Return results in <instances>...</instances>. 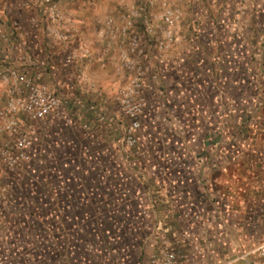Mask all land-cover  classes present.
<instances>
[{
    "label": "crops",
    "instance_id": "crops-1",
    "mask_svg": "<svg viewBox=\"0 0 264 264\" xmlns=\"http://www.w3.org/2000/svg\"><path fill=\"white\" fill-rule=\"evenodd\" d=\"M53 1L61 24L43 0H0V69L46 85L74 121L32 124L31 168L2 173L0 258L161 264L171 250L180 264H264V0H186L175 47L145 43L134 149L114 98L129 76L121 29L143 18L127 0ZM12 85L0 81V109Z\"/></svg>",
    "mask_w": 264,
    "mask_h": 264
},
{
    "label": "built area",
    "instance_id": "built-area-1",
    "mask_svg": "<svg viewBox=\"0 0 264 264\" xmlns=\"http://www.w3.org/2000/svg\"><path fill=\"white\" fill-rule=\"evenodd\" d=\"M43 4L46 6L48 19L61 24L62 18L56 2L43 0ZM130 12L132 17L143 18L144 22L142 33H128L134 23L126 17L125 25L121 29V34L125 37L123 42L125 47L119 55L120 65L129 76L125 85L115 96L114 105L121 119L126 121L121 143L127 149H134L138 144V133L143 125V118L149 108L144 95L147 69L142 58L145 55V43L154 44L161 54H166L175 47L178 43L176 20L179 13L165 7L159 16H154L153 20L135 3L130 6ZM9 79L13 81V85L7 89L5 104L0 109V165L4 173L11 174L30 167L34 161L35 130L32 124L41 123L52 116L60 119L66 127H72L74 121L71 116L64 113L62 100L46 85L33 79L21 78L15 70L0 69V81L8 82ZM152 79L158 80L156 75H152ZM92 108L91 106L90 109ZM99 121L112 123L113 118L100 115ZM25 122L28 123L26 127ZM81 128L85 130L87 126L82 125ZM0 190L7 193L10 187L6 184ZM40 198V205L45 204L42 197ZM75 241L80 242L78 239ZM255 252L264 259V242ZM181 258L182 256L177 252L168 250L164 251L157 261L161 264H180ZM6 261L0 258V264H7Z\"/></svg>",
    "mask_w": 264,
    "mask_h": 264
},
{
    "label": "rangeland",
    "instance_id": "rangeland-1",
    "mask_svg": "<svg viewBox=\"0 0 264 264\" xmlns=\"http://www.w3.org/2000/svg\"><path fill=\"white\" fill-rule=\"evenodd\" d=\"M127 1H131L130 5H133V3H135L138 7L142 8L145 11V14L150 19H153V20H154V16H157V15L159 16L165 7H169V8H172V9L178 11L179 16L176 20V27H177L179 21L181 20L182 15H183L184 10H182V9H184L185 6L188 5V4H186V2H187L186 0H163V1H161V0H127ZM149 2H151V4ZM189 5L191 6V1H190ZM123 6H124V4H123ZM154 24H156V23H154ZM136 28L140 29V30H137L138 33H142L141 26H139L137 24ZM2 173H4V170L2 169V167L0 165V179H1ZM6 184H7V182L4 184H0V186L2 187L3 185H6ZM9 193H10V190H8L7 193H4L0 190V206H2L3 197H5V195L7 197V194H9ZM18 195H19L18 193H14V200L17 199L15 197H18ZM34 211H35V209H32V208L27 209L26 207H24L22 214L23 215H31L32 212L34 213ZM2 214L3 213L0 212V217Z\"/></svg>",
    "mask_w": 264,
    "mask_h": 264
}]
</instances>
